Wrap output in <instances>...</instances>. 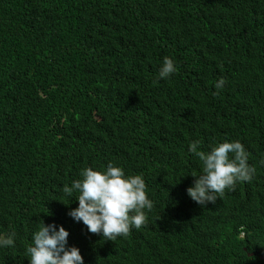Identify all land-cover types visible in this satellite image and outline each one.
Returning a JSON list of instances; mask_svg holds the SVG:
<instances>
[{"label":"trees","instance_id":"trees-1","mask_svg":"<svg viewBox=\"0 0 264 264\" xmlns=\"http://www.w3.org/2000/svg\"><path fill=\"white\" fill-rule=\"evenodd\" d=\"M166 56L178 71L158 79ZM196 140H239L253 178L201 207L186 192ZM262 160L264 0H0V233H16L0 264H29L42 223L84 264H264ZM109 162L153 201L114 241L75 222L78 193L62 192Z\"/></svg>","mask_w":264,"mask_h":264},{"label":"clouds","instance_id":"clouds-1","mask_svg":"<svg viewBox=\"0 0 264 264\" xmlns=\"http://www.w3.org/2000/svg\"><path fill=\"white\" fill-rule=\"evenodd\" d=\"M178 68L174 60L164 57L157 71V78L167 80ZM220 78L214 87L218 91L225 86ZM214 95L217 93H213ZM188 152L201 161V173L196 177L187 195L198 205L215 203L225 189L232 190L237 182H249L256 168L248 163V153L239 141L216 143L209 151L200 150L198 140L191 141ZM264 163V160L261 161ZM80 178L71 186H62L65 196L73 197L78 205L68 215L75 222H82L91 233L102 234L115 240L126 236L131 228L139 229L146 223V211H151L153 201L147 195L142 175H126L120 166L109 162L103 169L86 167ZM69 232L55 223H42L32 232L31 244L26 252L29 264H84L80 250L68 245ZM16 233H0V248L13 247ZM264 259V254L261 257Z\"/></svg>","mask_w":264,"mask_h":264}]
</instances>
